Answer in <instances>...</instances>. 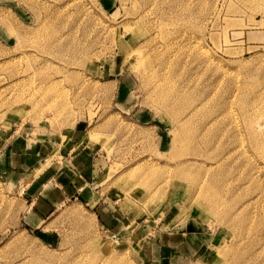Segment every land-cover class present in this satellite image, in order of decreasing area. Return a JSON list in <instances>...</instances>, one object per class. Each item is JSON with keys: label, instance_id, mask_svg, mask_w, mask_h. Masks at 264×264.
Wrapping results in <instances>:
<instances>
[{"label": "rangeland", "instance_id": "374dc122", "mask_svg": "<svg viewBox=\"0 0 264 264\" xmlns=\"http://www.w3.org/2000/svg\"><path fill=\"white\" fill-rule=\"evenodd\" d=\"M13 144L0 264H264V0H0ZM82 151L91 198L29 222Z\"/></svg>", "mask_w": 264, "mask_h": 264}, {"label": "crops", "instance_id": "0c3cea01", "mask_svg": "<svg viewBox=\"0 0 264 264\" xmlns=\"http://www.w3.org/2000/svg\"><path fill=\"white\" fill-rule=\"evenodd\" d=\"M2 152L0 153V162H3V165L0 163V170L3 169L12 175H25L26 172L24 170L30 166L28 164L30 158L22 153L19 154L18 147L14 144L10 147L9 154L5 157ZM86 155L87 152L85 151L78 153V155L75 153L73 154L72 161H69L70 167L65 171L66 175L68 174L67 179H73V182L68 181L65 185H60L55 179L46 182V180L44 181L40 177L39 180L32 179L30 184L24 188L23 192L26 191L25 194L30 196V206L26 216L29 222L36 225L40 224L52 206L59 203L62 204L68 197L73 198L76 194H84L87 198H91L92 192L86 189V184L82 183L84 178L81 175V173L84 175V171H93L91 165H87L86 163ZM41 163H44V161L42 160ZM31 166L34 167L35 164H31ZM53 180L55 182H52Z\"/></svg>", "mask_w": 264, "mask_h": 264}, {"label": "bare ground", "instance_id": "6f19581e", "mask_svg": "<svg viewBox=\"0 0 264 264\" xmlns=\"http://www.w3.org/2000/svg\"><path fill=\"white\" fill-rule=\"evenodd\" d=\"M147 11H148V10H147ZM150 74H151V73H150ZM152 74H153V73H152ZM152 74H151V75H152Z\"/></svg>", "mask_w": 264, "mask_h": 264}]
</instances>
